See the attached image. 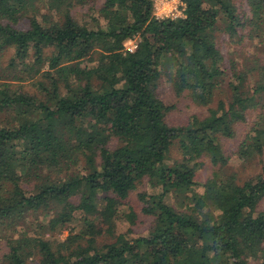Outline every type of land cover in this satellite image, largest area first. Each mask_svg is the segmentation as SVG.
Masks as SVG:
<instances>
[{
  "label": "trees",
  "instance_id": "obj_1",
  "mask_svg": "<svg viewBox=\"0 0 264 264\" xmlns=\"http://www.w3.org/2000/svg\"><path fill=\"white\" fill-rule=\"evenodd\" d=\"M100 1L0 0V264H264V166L243 183L197 180L204 159L228 163L225 139L257 107L237 153L264 155V64L228 72L215 34L249 27L264 49V0H248L246 20L233 0H184L182 17L163 19L153 0ZM79 4L93 5L94 26L74 15ZM163 76L208 114L170 125ZM219 92L229 99L210 106ZM145 179L149 232L116 234L117 218L136 223L120 207ZM77 212L82 228L52 236ZM104 231L115 240L97 243Z\"/></svg>",
  "mask_w": 264,
  "mask_h": 264
},
{
  "label": "rangeland",
  "instance_id": "obj_2",
  "mask_svg": "<svg viewBox=\"0 0 264 264\" xmlns=\"http://www.w3.org/2000/svg\"><path fill=\"white\" fill-rule=\"evenodd\" d=\"M177 4L173 6L167 7L165 12L170 17L182 14V0H177ZM238 8V13L241 19L246 20L247 17L251 16L250 5L248 0H233ZM102 4V0L100 1ZM92 4H79L73 9L74 15L83 23L88 24L90 27L94 26L95 23L92 20L94 15H91ZM42 12L46 11V7L44 5L40 6ZM164 14L163 16H165ZM97 16V14H95ZM249 27H241L237 28V34H230L229 31H225L224 24H221L220 27L216 31V41L219 46L223 58H224V66L228 70V72H232L233 66H238L239 68H243L247 63H251L253 61V57L259 56L261 62L264 64V49L263 46L259 43L258 40H252L250 37ZM13 55V50H8L5 52L3 56V65H8L9 58ZM254 86V84H251ZM26 90H30L35 92L36 89L32 85H27ZM158 95L163 101L171 106V110L167 114V122L172 126H182L186 125L193 116L197 115L199 117H204L208 114V107L201 106L193 101L188 95V93H183L178 95L173 87L172 82L169 80V77L163 76L159 82L158 86ZM224 97L226 100L229 99L228 95L220 94L215 97V101L210 106H216L218 100ZM261 111L259 107L251 110L246 117L245 121H242L238 126V135L234 138H226L225 148L229 151V161L223 167H217L211 163L209 159H204L206 163L197 173V180L200 183L206 182V180L211 177L214 172H220L223 178H227L228 176H234L239 183H243L249 178L255 177L258 173L261 172L262 167L264 166V155L255 157L252 160L241 159L238 156V147L239 143L243 140L244 136L250 131L254 122L257 119V115ZM118 140L113 138L109 143L110 147H115L118 145ZM172 157L177 158L179 156V150L175 146L172 150ZM172 159V158H171ZM83 162L80 163L79 168H74L77 172L82 169ZM203 188H199V191H202ZM150 184L147 179L141 182L137 189L130 193V195L125 199V205L121 206L120 209L125 211H129V208L136 211L137 221L134 225H131L129 220L126 218H117L115 224V233H126L128 236H136V235H144L147 234L150 230V227L153 222V217L148 215L142 211L143 202L140 200V193L142 192H152ZM103 193L100 194L102 196ZM101 203H103L101 201ZM258 210L264 211V199L260 202ZM43 219L44 216L41 215ZM100 226V224H99ZM102 228H106L105 224H101ZM82 228V220L81 214L79 212L75 215V221L65 227L63 230L53 233L52 236L58 238L60 240H64L68 237L70 232H76ZM129 228H131L129 230ZM72 229V230H71ZM75 229V230H73ZM115 238L111 235L107 234L105 231L97 236V243L104 244L114 241ZM252 264H258L256 259H251Z\"/></svg>",
  "mask_w": 264,
  "mask_h": 264
},
{
  "label": "built area",
  "instance_id": "obj_3",
  "mask_svg": "<svg viewBox=\"0 0 264 264\" xmlns=\"http://www.w3.org/2000/svg\"><path fill=\"white\" fill-rule=\"evenodd\" d=\"M154 1V15L157 18H177V17H182L184 15V11L186 8V3L184 2V0H182V5L184 6L182 9V14L181 16L175 15L170 17L169 15H167V13L165 12L166 8L169 6H173L174 4H177V0H153ZM164 14H166L165 16H163ZM138 43H139V36H135L134 38H131L127 41V43L125 44V50L129 51V52H134L136 50V48L138 47Z\"/></svg>",
  "mask_w": 264,
  "mask_h": 264
}]
</instances>
